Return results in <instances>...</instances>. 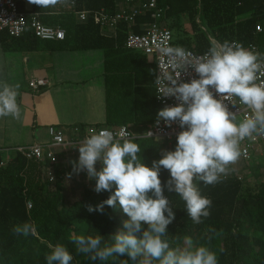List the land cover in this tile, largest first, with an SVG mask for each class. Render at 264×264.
Instances as JSON below:
<instances>
[{"label": "clouds", "instance_id": "1", "mask_svg": "<svg viewBox=\"0 0 264 264\" xmlns=\"http://www.w3.org/2000/svg\"><path fill=\"white\" fill-rule=\"evenodd\" d=\"M47 8L64 5L67 0H29ZM182 61L183 72L195 75L185 81L169 76L164 97L176 103L160 109L156 123L166 127L178 123L173 150H164L151 166L138 155L141 148L125 133L105 128L85 137L78 147V159L70 161L73 174L85 172L94 180L93 191L109 192L107 199L87 206V211L105 213L106 206L121 211L127 219L109 241L98 235H72L69 243L75 253L92 264L119 260V264H218V256L209 246L216 229L209 228L208 243L187 238L183 247L168 239V226L175 220L172 203L165 193H174L185 204L194 224H202L211 215L212 200L203 196L197 182L220 183L242 156V142L264 137V54L246 48L237 41H214L207 52L189 59L183 49H166ZM20 85L0 80V118L19 120ZM247 109L240 118L232 110ZM97 164L100 165L99 169ZM169 177L162 181L161 172ZM34 231L29 222L15 225L12 232L28 237ZM46 264H72L74 259L63 243L49 245ZM223 251V249H221ZM127 257V259H120Z\"/></svg>", "mask_w": 264, "mask_h": 264}, {"label": "trees", "instance_id": "2", "mask_svg": "<svg viewBox=\"0 0 264 264\" xmlns=\"http://www.w3.org/2000/svg\"><path fill=\"white\" fill-rule=\"evenodd\" d=\"M120 0H67L41 8L29 0H17L20 10L39 12L46 24L61 25L67 38L64 41L41 40L31 31L16 38L7 31L6 41L27 39L33 45H71L78 49L102 48L106 58L111 55L130 56L132 50L124 46L130 26L120 23L116 34L107 36L92 19L82 22L75 11L82 9L98 10L106 8L115 11ZM27 3L30 6H27ZM158 5L167 7L166 21L170 29L181 27L187 16L193 34L187 36L178 31L174 34V45L180 48H193L207 52L214 41H238L246 48L250 43L264 54V0H158ZM151 16L144 15L132 25L134 32H140V22H150ZM199 21V23H198ZM200 22L203 27H200ZM1 33V32H0ZM70 40V42H68ZM158 105L154 94V111L143 122L156 121ZM111 112V111H110ZM125 118L108 116L103 124L108 127L125 124ZM151 126V125H150ZM131 129V128H130ZM133 131V130H132ZM134 132V131H133ZM141 152L138 154L147 165L161 157L167 142L138 137L134 138ZM254 158L247 162L255 178L262 174L260 162ZM0 153V264H46L45 256L50 252L49 245L63 243L73 254L72 264H92L85 256L75 253L69 243L72 235H102L106 241L122 228L127 219L121 211L106 206L105 213L88 212L87 206H95L110 195L105 191L97 194L92 187H85L79 199L68 203L65 195V181L59 179L47 185L42 178V164L17 152L7 163ZM243 163V162H242ZM236 171L223 177L220 183L204 185L197 182L200 192L212 200L211 215L202 224H194L185 210L184 201L174 193H165L172 203L175 220L168 226V239L174 246L183 247L187 238L194 243H208V229L214 228L219 235L212 234L209 244L217 253L218 264H264V180L251 184L248 175L239 179ZM240 173V171H239ZM169 173L162 170L161 179L166 181ZM28 201L32 206L28 207ZM29 222L34 231L28 237L17 236L12 232L15 225ZM223 249V251H221ZM120 259H127L121 257ZM96 264H101L97 261ZM104 264H119V260H109Z\"/></svg>", "mask_w": 264, "mask_h": 264}, {"label": "crops", "instance_id": "3", "mask_svg": "<svg viewBox=\"0 0 264 264\" xmlns=\"http://www.w3.org/2000/svg\"><path fill=\"white\" fill-rule=\"evenodd\" d=\"M182 22L188 35L186 28H192L188 17L184 16ZM166 24L175 25L171 21ZM171 30H178L177 26ZM102 33L116 34L110 30ZM4 37L1 32L0 80L20 85L17 100L21 108L19 120L0 118V153L4 159L12 158L16 147L48 143L51 125L68 136L75 126L103 124L108 116L125 118L136 134L151 125L143 121L154 111L153 56L132 50L130 56L113 54L108 59L102 48L36 46L27 39L5 44ZM40 78L46 84L37 90L30 87L32 79ZM235 165L238 163L231 167Z\"/></svg>", "mask_w": 264, "mask_h": 264}, {"label": "built area", "instance_id": "4", "mask_svg": "<svg viewBox=\"0 0 264 264\" xmlns=\"http://www.w3.org/2000/svg\"><path fill=\"white\" fill-rule=\"evenodd\" d=\"M166 10L167 7L158 5V0H120L118 8L113 12L106 8L75 11L80 21L85 22L92 19L101 26L102 31L110 30L113 34H115L120 23H127L130 26L124 46L129 50L141 51L155 58V99L159 110L176 103L174 98L162 95L167 87L169 76H179L180 79L187 81L195 75L191 69L183 72V61L174 54H167L165 50L169 48L183 49L188 54L189 59L199 57L205 53L198 52L193 48L184 49L174 45V34L166 24ZM148 14L152 20L150 22H140L141 31L134 32L131 28L132 25L138 18ZM2 31H7L11 37L16 38L22 37L30 31L41 40L64 41L67 38L64 27L46 24L42 20V14L31 11L29 7L25 11L20 10L17 0H0V32ZM249 49L259 52V48L255 44L250 43ZM261 80H264V77ZM44 84H46V81L42 78L32 79L29 82L30 87L35 90ZM232 110L236 111L241 118L248 114L247 109L239 105L238 102ZM105 128L117 134L123 132L127 138L144 137L162 140L168 144H172L176 134L181 131L178 123L166 127L163 121L159 125L155 121L141 134H136L126 124L113 127L90 124L85 127L75 126L71 130V135L68 136L63 129L51 125L49 127L50 141L48 143L19 146L15 148V151L27 158L39 161L42 164V178L47 185L51 186L59 179H63L65 176L63 171L65 168L68 169L70 165V159L65 158L61 153L66 152L68 154L70 151L73 153L75 151L73 148L78 147L85 137ZM241 147L247 153L246 156H242L240 159L243 163L257 158L258 155L264 156V137H258L255 141L245 140L242 142ZM10 159H5L1 164L7 163ZM233 171H236L235 175L239 179L242 178L237 169ZM87 185L90 187L89 184ZM31 206V201H28V207Z\"/></svg>", "mask_w": 264, "mask_h": 264}, {"label": "rangeland", "instance_id": "5", "mask_svg": "<svg viewBox=\"0 0 264 264\" xmlns=\"http://www.w3.org/2000/svg\"><path fill=\"white\" fill-rule=\"evenodd\" d=\"M27 6H29V3H27ZM198 23H199V21H198ZM183 25L184 24L182 22L181 27H179L178 30H175V31L172 30V31H174V34H176V32H178V31L182 32V34L185 33V31L183 30ZM199 26L205 28L201 22H200ZM186 29L190 31V32L186 31L188 34L187 36L193 34L192 28H186ZM160 141H162V140H160ZM175 144H176V138L172 142V144L167 143L166 146L163 148V151L164 150H173L175 148ZM73 149H75V151L73 153L70 151V153H68V154L66 152H62L61 154H63V156L65 158L70 159V161L77 160L78 156H79L78 149L77 148H73ZM257 158H260L257 160L258 162H260V166H258V168H259V171H262V174L257 178H255V176H253L251 174L250 166L248 165L250 162L249 163H242V161L239 160L237 162L238 165H235V168H233V167L232 168L234 170L237 169L238 171H240V174L248 175L247 178H248V181H250L249 183L256 184V183L264 180V156L258 155ZM69 164L70 165H69L68 169L65 168L63 171L65 174V176L63 177V180L65 181V195H66L67 202L71 203V202H73L76 199H79L81 197V195L83 194L84 188L88 187L87 184H89L90 187L94 188L95 181L94 180L89 181L87 179V175L85 172H81V173H79V175L73 174L69 178L68 173L72 172V165L70 162H69ZM99 167H100V165L97 164L98 169H99Z\"/></svg>", "mask_w": 264, "mask_h": 264}]
</instances>
